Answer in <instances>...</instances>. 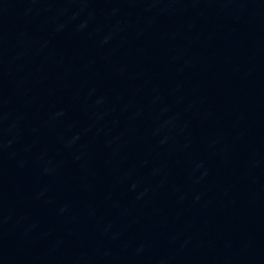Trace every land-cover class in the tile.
<instances>
[{
    "label": "water",
    "instance_id": "1",
    "mask_svg": "<svg viewBox=\"0 0 264 264\" xmlns=\"http://www.w3.org/2000/svg\"><path fill=\"white\" fill-rule=\"evenodd\" d=\"M0 264H264V0H0Z\"/></svg>",
    "mask_w": 264,
    "mask_h": 264
}]
</instances>
